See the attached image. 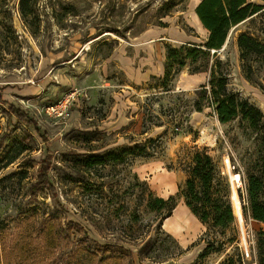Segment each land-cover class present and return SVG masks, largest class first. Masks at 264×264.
<instances>
[{
    "label": "rangeland",
    "instance_id": "1",
    "mask_svg": "<svg viewBox=\"0 0 264 264\" xmlns=\"http://www.w3.org/2000/svg\"><path fill=\"white\" fill-rule=\"evenodd\" d=\"M199 1L38 0L34 14L23 16L20 0H0L4 264H53V251L37 236L40 221L53 211V194L47 188L36 195L29 191L46 154L51 157L50 180L63 204L58 214L63 226L80 223L92 242L112 241L121 253L133 251L134 264H256L255 236L264 223L245 216L243 206L245 178L264 171L261 133L240 117L221 123L213 107L195 110V92L208 83L209 71L190 73L186 67L165 79L167 44H202L208 37L195 14ZM256 18L255 24L247 20L233 27L211 63L221 60L229 88L264 112V64L255 63L247 75L237 44L238 34L246 31L264 39L263 22ZM126 83L135 86L130 99L118 93ZM71 87L88 88L89 101H80L83 106L66 121L49 117L45 104ZM10 104L36 118L48 140L36 135L34 142H22L28 129L9 116ZM120 109L128 117L134 112L126 119L131 124L115 122ZM83 130L93 135H83ZM150 138L155 140L150 154L130 153L135 143ZM197 149L211 155L228 179L235 221L227 228L203 223L185 204L189 165ZM110 151L117 157L104 166L82 164V155ZM234 173L241 175L239 186ZM150 191L173 196L176 207L183 209L177 211L182 217L179 232L169 231L168 217L161 220L158 212L148 209ZM93 226H103L101 233ZM147 240L152 250L140 254ZM219 242L220 251L199 258L207 246Z\"/></svg>",
    "mask_w": 264,
    "mask_h": 264
},
{
    "label": "trees",
    "instance_id": "2",
    "mask_svg": "<svg viewBox=\"0 0 264 264\" xmlns=\"http://www.w3.org/2000/svg\"><path fill=\"white\" fill-rule=\"evenodd\" d=\"M37 1L20 0L22 15H33ZM195 13L208 31V37L202 44L186 43L180 46L167 44L165 79L179 74L186 67H189L190 73L209 71L208 83L201 85L195 92V110L202 111L206 106L213 107L221 123L240 117L254 131L261 133V143L264 145V112L260 107L243 98L238 91L229 88L228 78L220 70L221 60L217 59L216 62L211 63L212 57L224 46L233 27L247 20L255 24L258 20L256 17H260L264 26V4L251 0H200L195 7ZM237 44L243 67L247 75H250L255 63L264 64V39L246 31L238 34ZM7 111L10 117H15L18 123L28 129L21 139L22 142H34L36 135L44 142L48 140L47 132L42 130L37 119L28 111L15 104H10ZM82 134L90 136L93 132L83 130ZM153 142L155 140L150 138L147 143H135L130 153L150 154V145ZM82 156V164L85 167L96 168L104 166L109 158H115L117 154L110 151ZM50 167L51 157L46 154L40 161L38 177L29 187V191L36 195L38 190L47 188L53 194V211L40 221L37 232V236L45 239L46 249L53 251V264H70V262L83 264L84 260L89 261V264H134L133 251L121 253L119 246L112 241L92 242L88 237L87 227L80 223L63 226L58 216L63 204L50 180ZM185 185V204L203 223L227 228L235 221L228 179L206 151L197 149L193 152ZM245 188L247 195L246 204L243 206L244 215L264 223V171L249 173L245 178ZM148 195L149 210L158 212L161 220L172 215L178 203L173 196L168 198L155 196L152 191ZM92 221L91 224L96 225V222ZM93 227L100 233L103 229V226ZM1 234L0 231V264H4L7 252ZM128 235L130 239L138 238L134 234ZM149 241L147 240L139 248L140 254L151 252L152 246ZM221 247L222 242H219L218 246L214 243L210 244L201 252L199 258H205L212 251H220ZM254 251L256 264H264V229H260L255 236ZM130 254L132 257H129Z\"/></svg>",
    "mask_w": 264,
    "mask_h": 264
},
{
    "label": "built area",
    "instance_id": "3",
    "mask_svg": "<svg viewBox=\"0 0 264 264\" xmlns=\"http://www.w3.org/2000/svg\"><path fill=\"white\" fill-rule=\"evenodd\" d=\"M90 95L87 89L81 87H71L65 91L55 101L45 104L44 112L55 120L66 121L71 118L74 107L80 102L89 101ZM249 255V252L246 251Z\"/></svg>",
    "mask_w": 264,
    "mask_h": 264
},
{
    "label": "crops",
    "instance_id": "4",
    "mask_svg": "<svg viewBox=\"0 0 264 264\" xmlns=\"http://www.w3.org/2000/svg\"><path fill=\"white\" fill-rule=\"evenodd\" d=\"M196 14V13H195ZM197 15V14H196ZM196 18H197V16H196ZM197 21L202 25V23H201V21L200 20H198V18H197ZM203 26V25H202ZM130 58V57H129ZM133 63V61H132V59H129L128 60V64H132ZM145 65H146V63H145ZM146 77V76H145ZM134 85H132L131 83H126V84H123V85H121L120 86V88H119V96H124V97H127L128 96V98L130 99L131 98V96L132 95H134L135 93H136V91L134 90ZM82 88H86V87H82ZM87 91H88V93H89V95H90V97H91V94H90V91H89V89L87 88ZM61 96V95H60ZM59 96V97H60ZM87 103V102H86ZM83 106V105H82ZM82 106H80L79 104H77L75 107H74V110L75 109H77V108H80V107H82ZM120 108H121V106H120ZM73 110V111H74ZM120 114L117 116V114H116V121L115 122H117L118 121V126H120V125H129V124H131L130 122H128L126 119H132L133 117V114H134V112L133 113H131V115H130V117H128L127 115H126V113L125 114H123L122 113V110L120 109V112H119ZM129 123V124H128ZM179 208V206L178 207H176L175 209H174V213L171 215V216H169L168 217V219H169V231H171V232H173V233H177V232H179L180 231V229H181V219H182V217L181 216H177V211H179V210H183V209H178ZM188 210H189V208H188ZM187 210V211H188ZM190 211V210H189ZM188 211V212H189ZM190 214H192V213H190ZM192 216H194L193 214H192ZM178 224V226H177V224ZM180 228V229H179Z\"/></svg>",
    "mask_w": 264,
    "mask_h": 264
},
{
    "label": "bare ground",
    "instance_id": "5",
    "mask_svg": "<svg viewBox=\"0 0 264 264\" xmlns=\"http://www.w3.org/2000/svg\"><path fill=\"white\" fill-rule=\"evenodd\" d=\"M226 162H229V159H226ZM232 179H233V181L236 180V183L238 186L242 183L241 175L238 173H234V175H232ZM233 199H234V202H235L237 209L239 208V210H240L239 201L237 200L235 195H234ZM239 214L241 216V212H239Z\"/></svg>",
    "mask_w": 264,
    "mask_h": 264
}]
</instances>
